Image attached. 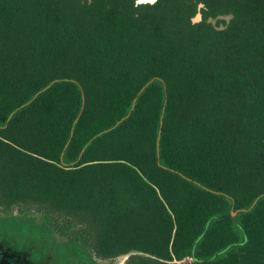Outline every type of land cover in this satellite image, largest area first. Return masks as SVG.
Wrapping results in <instances>:
<instances>
[{
	"label": "trees",
	"instance_id": "trees-1",
	"mask_svg": "<svg viewBox=\"0 0 264 264\" xmlns=\"http://www.w3.org/2000/svg\"><path fill=\"white\" fill-rule=\"evenodd\" d=\"M0 208L95 264H264V0H0Z\"/></svg>",
	"mask_w": 264,
	"mask_h": 264
},
{
	"label": "flooded vegetation",
	"instance_id": "flooded-vegetation-1",
	"mask_svg": "<svg viewBox=\"0 0 264 264\" xmlns=\"http://www.w3.org/2000/svg\"><path fill=\"white\" fill-rule=\"evenodd\" d=\"M4 216L6 215L0 208V217ZM22 222L30 221L21 220ZM21 223L12 234H6L0 220V264H95L93 250L89 249L84 259L79 258L67 250V240L64 236L53 232L54 235L49 233L35 237L28 227H21ZM34 223L47 224L41 219Z\"/></svg>",
	"mask_w": 264,
	"mask_h": 264
},
{
	"label": "rangeland",
	"instance_id": "rangeland-1",
	"mask_svg": "<svg viewBox=\"0 0 264 264\" xmlns=\"http://www.w3.org/2000/svg\"><path fill=\"white\" fill-rule=\"evenodd\" d=\"M138 1H142V0H138ZM145 1V0H144ZM148 1V0H147ZM149 1H152V0H149ZM230 14H227V15H222V16H219L218 18L219 19H222V20H225V22L228 21V19L230 18ZM200 19V14L199 13H196V15L193 17V20L196 21V20H199ZM210 21L214 24H216V18H210ZM224 26V22H219L218 23V27H223ZM34 214H36V219L39 220V215L40 213H37L35 212ZM56 237H59L58 235H56ZM126 259V256L125 255H120L114 259H96V263L97 264H122ZM182 264H187L188 263V259H183L181 261Z\"/></svg>",
	"mask_w": 264,
	"mask_h": 264
},
{
	"label": "water",
	"instance_id": "water-1",
	"mask_svg": "<svg viewBox=\"0 0 264 264\" xmlns=\"http://www.w3.org/2000/svg\"><path fill=\"white\" fill-rule=\"evenodd\" d=\"M235 212H232V214H234ZM122 255H125L126 256V258H127V256H128V254L126 253V254H122Z\"/></svg>",
	"mask_w": 264,
	"mask_h": 264
},
{
	"label": "bare ground",
	"instance_id": "bare-ground-1",
	"mask_svg": "<svg viewBox=\"0 0 264 264\" xmlns=\"http://www.w3.org/2000/svg\"><path fill=\"white\" fill-rule=\"evenodd\" d=\"M142 1H144V0H142ZM145 1H147V0H145ZM149 1V0H148Z\"/></svg>",
	"mask_w": 264,
	"mask_h": 264
}]
</instances>
